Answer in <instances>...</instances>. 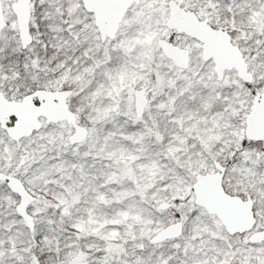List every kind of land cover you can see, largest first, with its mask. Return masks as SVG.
<instances>
[{
    "label": "snow or ice",
    "instance_id": "obj_1",
    "mask_svg": "<svg viewBox=\"0 0 264 264\" xmlns=\"http://www.w3.org/2000/svg\"><path fill=\"white\" fill-rule=\"evenodd\" d=\"M0 264H264V0H0Z\"/></svg>",
    "mask_w": 264,
    "mask_h": 264
}]
</instances>
